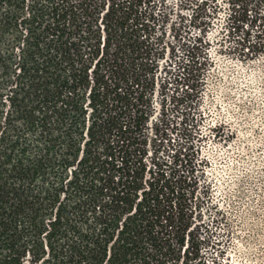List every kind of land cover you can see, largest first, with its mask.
Segmentation results:
<instances>
[{
  "label": "trees",
  "instance_id": "trees-1",
  "mask_svg": "<svg viewBox=\"0 0 264 264\" xmlns=\"http://www.w3.org/2000/svg\"><path fill=\"white\" fill-rule=\"evenodd\" d=\"M177 6L0 0V264H221L190 121L210 33L264 55V0Z\"/></svg>",
  "mask_w": 264,
  "mask_h": 264
},
{
  "label": "rangeland",
  "instance_id": "rangeland-1",
  "mask_svg": "<svg viewBox=\"0 0 264 264\" xmlns=\"http://www.w3.org/2000/svg\"><path fill=\"white\" fill-rule=\"evenodd\" d=\"M167 1L178 7V0ZM220 36L209 35L212 66L190 121L196 163L201 158L205 164L201 181L210 187L205 212L214 247L206 248V257L210 263L264 264V55L247 59L222 49ZM163 105L157 89L153 123Z\"/></svg>",
  "mask_w": 264,
  "mask_h": 264
}]
</instances>
